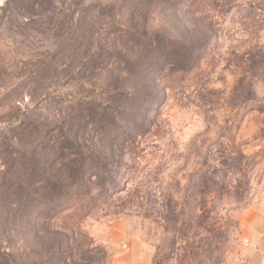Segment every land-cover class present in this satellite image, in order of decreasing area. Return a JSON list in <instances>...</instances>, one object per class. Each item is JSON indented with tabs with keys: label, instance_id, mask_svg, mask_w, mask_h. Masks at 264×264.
Segmentation results:
<instances>
[{
	"label": "rangeland",
	"instance_id": "374dc122",
	"mask_svg": "<svg viewBox=\"0 0 264 264\" xmlns=\"http://www.w3.org/2000/svg\"><path fill=\"white\" fill-rule=\"evenodd\" d=\"M264 264V0H0V264Z\"/></svg>",
	"mask_w": 264,
	"mask_h": 264
},
{
	"label": "crops",
	"instance_id": "0c3cea01",
	"mask_svg": "<svg viewBox=\"0 0 264 264\" xmlns=\"http://www.w3.org/2000/svg\"><path fill=\"white\" fill-rule=\"evenodd\" d=\"M114 264H147L143 262L138 256L124 254L122 256H117L114 259Z\"/></svg>",
	"mask_w": 264,
	"mask_h": 264
}]
</instances>
